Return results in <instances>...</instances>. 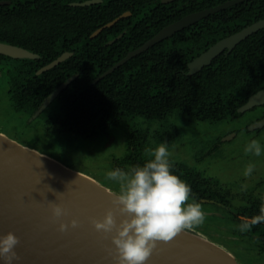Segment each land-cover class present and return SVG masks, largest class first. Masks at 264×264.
Segmentation results:
<instances>
[{
  "label": "trees",
  "instance_id": "16d2710c",
  "mask_svg": "<svg viewBox=\"0 0 264 264\" xmlns=\"http://www.w3.org/2000/svg\"><path fill=\"white\" fill-rule=\"evenodd\" d=\"M0 1L11 2L0 6V42L40 56L39 60H29L0 55V75L8 82L9 100L17 114L28 120L52 92L78 75L42 114L46 115L45 133L38 139H48L49 146L20 142L65 165L68 164L62 156L57 158L55 153L67 150L68 142L74 138L92 139L138 119L220 124L242 117V107L264 89V29L243 41L232 53L222 54L199 74L187 76L188 64L195 58L222 39L264 19V0H248L211 15L133 58L97 83L94 82L101 75L163 28L229 0H178L170 4H162V0H102L101 4L86 7L70 5L89 0ZM127 12L131 15L91 38L98 29ZM121 34L124 35L120 40L109 45ZM66 52L72 53V57L37 75ZM167 127L179 133L176 125L170 123ZM143 129L133 127L134 132L128 135L127 158L116 161L115 169L124 170V165L129 164L130 170L149 160L140 159L143 149L140 140L146 137ZM158 133L159 141L165 140ZM48 148H54V152ZM170 163L173 174L192 188L193 199L189 202L217 208L219 214L211 216L215 221L210 223L220 225L222 221L232 242L253 243L264 253V222L253 226L251 231L239 230L242 218L260 215L263 199L245 196L247 202L235 207L231 193L217 187L212 178L183 163L173 160ZM210 239L221 242L218 238Z\"/></svg>",
  "mask_w": 264,
  "mask_h": 264
},
{
  "label": "water",
  "instance_id": "95a60500",
  "mask_svg": "<svg viewBox=\"0 0 264 264\" xmlns=\"http://www.w3.org/2000/svg\"><path fill=\"white\" fill-rule=\"evenodd\" d=\"M175 1L178 0H162L161 3L170 4ZM244 1L246 0H234L196 12L163 28L143 46L129 52L94 83L184 29ZM101 3L102 0H89L72 3L70 6L86 7ZM10 4V1H0V6ZM130 15V12L121 15L98 29L91 38H96L104 29L113 27ZM262 29H264V19L222 39L188 64L187 75H197L220 55L225 52L230 54L239 44ZM123 35L109 42V45L120 40ZM0 55L13 59H40L38 54L2 42H0ZM72 55V53H64L40 69L37 75L57 67ZM77 78L78 75L72 76L52 92L31 120L38 118ZM263 104L264 89L252 96L242 107V111L246 112ZM263 127L264 120L254 124L250 131ZM117 195L118 193L89 175L74 170L51 156L25 146L0 132V236L13 232L20 240L16 247L20 259L13 264H119L111 234L105 237L104 234L97 232L91 223L92 218L103 219L107 210L114 207L112 200ZM53 203L65 207L68 215L55 219L51 209ZM72 219L79 221L78 227H71ZM122 219L123 217L118 216L117 222ZM60 223L69 224V229L61 232ZM0 264H4V261L0 260ZM145 264L243 263L218 243L196 232L184 231L170 242H159L158 248Z\"/></svg>",
  "mask_w": 264,
  "mask_h": 264
},
{
  "label": "rangeland",
  "instance_id": "374dc122",
  "mask_svg": "<svg viewBox=\"0 0 264 264\" xmlns=\"http://www.w3.org/2000/svg\"><path fill=\"white\" fill-rule=\"evenodd\" d=\"M5 85H7L5 79L0 75V132L21 142L29 139L28 132L35 128L38 137H41L45 133L43 128L46 115L34 121H30L31 118L25 120L18 116L19 114L11 106L6 91L5 94L3 93ZM258 115L257 110L250 111L238 119L220 124L175 120L149 122L138 119L128 123V126H115L107 133L92 139L74 138L71 143L68 142L70 146L66 148L67 150H58L55 156L58 158L61 155L63 161L71 165L72 169L89 175L119 194L118 183L108 180L106 174L115 170L116 161L120 162L127 158L128 135L134 132L133 127L144 128L146 137L140 140L143 143L140 159H152L153 157L147 155L145 150L155 149L161 143H166L171 154L169 159L183 163L203 176L212 178L217 187L231 193L232 204L238 207L247 202L245 196L252 195L253 198L264 200V152L256 157L246 155L244 151L245 146L253 139L258 140L264 148V131H250ZM170 123L179 127V133L167 127ZM156 132L165 136V140L159 141ZM33 140H37L36 134ZM41 142L42 147H46L49 140L43 138ZM48 149L54 152V148ZM49 150L45 151L49 152ZM249 163L255 164V170L251 176L245 177L244 171ZM128 166L129 164L124 165L125 171L129 170ZM242 185H246V190H242ZM201 206L206 213L205 222L193 232L209 240L218 238L221 241L219 244L222 243L221 246L243 264H264V253L259 252L253 243L241 241L236 244L232 242L231 235L226 233L227 228L223 227L222 221H219L220 225L210 223L215 221L211 216L219 214L214 205L201 204Z\"/></svg>",
  "mask_w": 264,
  "mask_h": 264
},
{
  "label": "clouds",
  "instance_id": "9594fccd",
  "mask_svg": "<svg viewBox=\"0 0 264 264\" xmlns=\"http://www.w3.org/2000/svg\"><path fill=\"white\" fill-rule=\"evenodd\" d=\"M145 151L153 158L142 166L128 171L116 168L106 174L108 180L118 183L119 194L112 200L114 207L107 210L103 219H91L97 232L105 237L111 234L119 264H145L159 242H170L181 232L201 227L206 218L199 202H189L193 199L191 186L173 174L168 145L161 143L157 148ZM244 151L246 155L259 157L264 148L253 139ZM254 170L255 164L249 163L244 176H251ZM242 190H246V185H242ZM51 209L55 219L68 215V210L60 204L53 203ZM118 216L123 217L119 223ZM262 222L264 204L260 207V215L242 218L239 230L251 231ZM78 225V220H71L72 228ZM68 229L69 224L60 223L61 232ZM19 243L13 232L0 236V260L4 264H13L20 259L16 252Z\"/></svg>",
  "mask_w": 264,
  "mask_h": 264
},
{
  "label": "flooded vegetation",
  "instance_id": "af4514ba",
  "mask_svg": "<svg viewBox=\"0 0 264 264\" xmlns=\"http://www.w3.org/2000/svg\"><path fill=\"white\" fill-rule=\"evenodd\" d=\"M231 1H234V0H229V1H227V2H231ZM246 1H248V0H246ZM227 2H224L223 4H225V3H227ZM245 2V1H244ZM244 2H241V3H239V4H242V3H244ZM239 4H237V5H239ZM220 5H222V4H220ZM219 6V5H218ZM217 7V6H216ZM214 8V7H213ZM230 8V7H229ZM208 10V9H207ZM190 15V14H189ZM184 18V17H183ZM187 29V28H186ZM185 30V29H184ZM229 37V36H228ZM227 38V37H226ZM218 43V42H217ZM214 46V45H213ZM211 48V47H210ZM206 52V51H205ZM233 52V51H232ZM231 52V53H232ZM225 53H227V52H225ZM224 54V53H223ZM228 54V53H227ZM221 56V55H220ZM219 56V57H220ZM199 57V56H198ZM217 59V58H216ZM215 59V60H216ZM213 63V62H212ZM212 65V64H211ZM210 65V66H211ZM209 67V66H208ZM206 68V67H205ZM189 71V70H188ZM188 74V73H187ZM199 74V73H198ZM188 76V75H187ZM5 83L7 84V85H5V87H4V90H3V93L5 94V91H6V93H7V96H8V90H9V85H8V82H7V80L5 79ZM8 98H9V96H8ZM10 101V100H9ZM10 103H11V101H10ZM248 103V102H247ZM53 104V103H52ZM51 104V105H52ZM50 105V106H51ZM11 106H12V103H11ZM49 106V107H50ZM48 107V108H49ZM244 107V106H243ZM13 108V107H12ZM47 108V109H48ZM46 109V110H47ZM46 110L42 113V114H44L45 112H46ZM257 110V112H259V115H258V117L255 119V121L253 122L254 124H256V123H259V122H261L262 120H264V104L263 105H260V106H256V107H254L253 109H251V110H249V111H246V112H244V114L245 113H247V112H250V111H256ZM42 114L39 116V117H41L42 116ZM18 116H20V117H22V118H24L25 120H27V118H26V116H23V115H18ZM33 117V116H32ZM32 117H30V118H32ZM38 117V118H39ZM29 118V119H30ZM28 119V120H29ZM37 119V118H36ZM36 119H34V120H36ZM34 120H30V121H34ZM189 123H194V122H189ZM262 131H264V127L262 128V129H257V130H254L253 132H262ZM19 132H21V131H19ZM28 134H29V136H30V138L29 139H27V141H34L35 143H37V145L38 146H40V147H42V145H43V143L41 142V140H39L38 138V133H36V131H35V128H33V129H31L29 132H28ZM37 135V140H33V138H34V135ZM47 144V143H46ZM47 146H49L48 144H47ZM46 146V147H47ZM169 160H172V159H169ZM174 161V160H173ZM176 162V161H175ZM258 197H255V199H257ZM259 199H261V198H259Z\"/></svg>",
  "mask_w": 264,
  "mask_h": 264
},
{
  "label": "bare ground",
  "instance_id": "6f19581e",
  "mask_svg": "<svg viewBox=\"0 0 264 264\" xmlns=\"http://www.w3.org/2000/svg\"><path fill=\"white\" fill-rule=\"evenodd\" d=\"M84 176V175H83ZM86 177V176H85Z\"/></svg>",
  "mask_w": 264,
  "mask_h": 264
}]
</instances>
